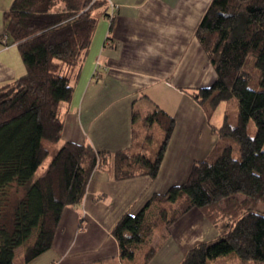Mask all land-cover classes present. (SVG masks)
<instances>
[{"label": "trees", "instance_id": "1", "mask_svg": "<svg viewBox=\"0 0 264 264\" xmlns=\"http://www.w3.org/2000/svg\"><path fill=\"white\" fill-rule=\"evenodd\" d=\"M108 9L106 0H13L4 13L27 72L0 89V264H30L49 251L64 210L81 206L96 170L112 166L118 181L159 176L175 128L159 107L133 115L131 150L112 156L63 142L74 84ZM196 37L217 78L187 92L209 118L236 98L237 119L232 124L225 113L222 126L212 125L219 142L187 181L121 217L112 234L124 264H149L172 225L194 208L221 236L193 247L181 264H264V0H213Z\"/></svg>", "mask_w": 264, "mask_h": 264}, {"label": "crops", "instance_id": "2", "mask_svg": "<svg viewBox=\"0 0 264 264\" xmlns=\"http://www.w3.org/2000/svg\"><path fill=\"white\" fill-rule=\"evenodd\" d=\"M106 1L110 16L100 18L74 84L63 142L90 144L112 156L131 150L133 115L146 116L156 107L174 117V132L157 179L118 181L112 166L96 170L81 206L64 210L53 247L30 264H124L112 234L121 217L138 214L155 194L187 181L195 162L208 159L219 142L212 125L222 126L225 109L216 116L220 122L211 124L187 92L210 87L217 78L196 37L213 0ZM11 5L0 2V37ZM26 72L18 46L12 39L7 46L0 41V89ZM220 236L194 208L172 225L149 264H181L193 247Z\"/></svg>", "mask_w": 264, "mask_h": 264}, {"label": "rangeland", "instance_id": "3", "mask_svg": "<svg viewBox=\"0 0 264 264\" xmlns=\"http://www.w3.org/2000/svg\"><path fill=\"white\" fill-rule=\"evenodd\" d=\"M0 2L3 3V4H8V3L12 4V0H0ZM0 18H1V15H0ZM224 109H225V112L230 115L231 123L234 124L236 122L237 115H238V112H239V104H238L237 99L233 98V99H231L229 101L223 102L220 106H218V108L215 110V112L210 115L211 118H209L207 116L209 118V120L211 121V124H213V122H215L216 116H218V118H219L220 117L219 115L223 114V110ZM218 122H220V119L216 120V124ZM153 132H154V136L156 138H158L159 141H160V137H161V129H160V127L154 126L153 127ZM249 132H250V134L252 136H254L255 133H256V126H255V124L253 122H251ZM223 143H225V140H224ZM215 148H216V146L214 147L213 151L215 150ZM219 148H220V146H219ZM235 155H237V152L235 153ZM41 171H42V168L39 170V172L37 173L36 176H39ZM211 264H231V261L228 258H222V259H219V260L211 262Z\"/></svg>", "mask_w": 264, "mask_h": 264}, {"label": "built area", "instance_id": "4", "mask_svg": "<svg viewBox=\"0 0 264 264\" xmlns=\"http://www.w3.org/2000/svg\"><path fill=\"white\" fill-rule=\"evenodd\" d=\"M10 40L9 34L7 32H4L1 37H0V41L1 43H3L5 46L8 45Z\"/></svg>", "mask_w": 264, "mask_h": 264}]
</instances>
